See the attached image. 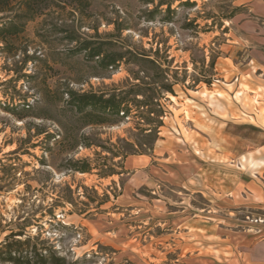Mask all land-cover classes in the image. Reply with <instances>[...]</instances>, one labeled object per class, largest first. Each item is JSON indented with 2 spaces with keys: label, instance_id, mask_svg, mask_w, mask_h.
Instances as JSON below:
<instances>
[{
  "label": "rangeland",
  "instance_id": "rangeland-1",
  "mask_svg": "<svg viewBox=\"0 0 264 264\" xmlns=\"http://www.w3.org/2000/svg\"><path fill=\"white\" fill-rule=\"evenodd\" d=\"M32 14L0 12V264H24L2 261L9 249L63 264L236 259L206 207L221 212L227 169L264 145L251 117L264 120V19L237 0H65ZM99 48L123 59L105 67ZM139 155L148 163L131 169Z\"/></svg>",
  "mask_w": 264,
  "mask_h": 264
},
{
  "label": "crops",
  "instance_id": "crops-1",
  "mask_svg": "<svg viewBox=\"0 0 264 264\" xmlns=\"http://www.w3.org/2000/svg\"><path fill=\"white\" fill-rule=\"evenodd\" d=\"M237 1L264 19V0ZM255 84L264 87V78ZM251 117L256 123H264L263 118L261 120L259 117L258 108ZM249 160L257 164L253 166ZM243 161L246 163L245 166ZM128 163L130 168L134 169L145 166L148 159L145 155L131 156ZM227 170V182L223 183L222 196H220L221 205L216 209L221 212L217 214L214 205H207L206 219L209 223H213L217 217H221L219 222L222 220L226 223L221 230L223 238L235 240L234 246L238 254L236 259L233 257L229 259V264H264V217L262 216L264 214V145L259 149L243 153L239 157L237 170L231 168ZM193 187L191 185V191L196 190ZM205 191L208 195L212 194L207 188ZM257 217L259 220L254 221ZM222 264L226 263L223 261Z\"/></svg>",
  "mask_w": 264,
  "mask_h": 264
},
{
  "label": "trees",
  "instance_id": "trees-1",
  "mask_svg": "<svg viewBox=\"0 0 264 264\" xmlns=\"http://www.w3.org/2000/svg\"><path fill=\"white\" fill-rule=\"evenodd\" d=\"M65 0H0V12L9 10L12 7L15 6V3L19 2V4L24 3L27 5V8L33 13L32 15H37L43 13L46 9L56 5L61 4ZM102 48L95 49L92 52V56H100L102 55V61L104 63L105 67L110 66H116L123 58L122 56H115V54L112 53H106L103 54ZM142 60L149 62L154 66L156 70L160 71V66H158L156 60H152L150 58H146L144 56H141ZM163 88H165L166 91L174 93L173 86L170 84H164ZM102 98V97H101ZM100 97L97 96H84L83 97V103L82 105H88V104H96L97 100L106 102L105 107H114L116 108L117 112H120V108L122 105V101H116V98L113 96L110 98V100H103ZM86 99V100H85ZM18 243H22L19 241ZM6 256L2 257V261H11V262H17L19 259H24V264H36L37 262H43L46 263L48 261L55 262L56 264H63L64 259L61 257H57L54 255H44L43 253L37 252V250L34 251V253L26 256H19L17 257L16 254H13V251L11 249L7 250Z\"/></svg>",
  "mask_w": 264,
  "mask_h": 264
}]
</instances>
